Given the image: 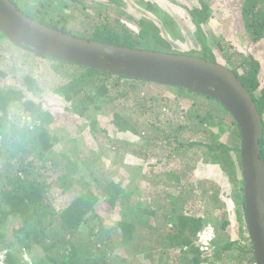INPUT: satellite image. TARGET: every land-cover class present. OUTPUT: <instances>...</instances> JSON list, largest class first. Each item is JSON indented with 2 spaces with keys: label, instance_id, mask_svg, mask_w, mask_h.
Returning a JSON list of instances; mask_svg holds the SVG:
<instances>
[{
  "label": "trees",
  "instance_id": "1",
  "mask_svg": "<svg viewBox=\"0 0 264 264\" xmlns=\"http://www.w3.org/2000/svg\"><path fill=\"white\" fill-rule=\"evenodd\" d=\"M11 1L32 19L74 36L129 48L194 55L226 66L250 92L259 111L263 129L258 145L260 157L264 160V86L260 85L258 79L260 62L251 54L240 55L225 49L221 41L208 42L203 32V24L212 15L209 0H196V3L187 9V18L193 25V34L199 44L198 49L187 52H173L172 43L163 32L162 24L128 13L123 3L118 4V0L99 2L102 8L99 11L102 12L105 8L110 12V16L105 22L84 28V34L81 35L72 31L70 23L77 18L78 7H82L83 13L87 14L84 0ZM70 1L71 7L68 4ZM152 6L151 2L145 3L147 8ZM241 14L250 39L254 42L263 40L264 0H245ZM164 19L160 16L162 23ZM167 25L165 29L175 39L179 32ZM3 38L7 39L0 32V39ZM32 54L48 59L52 70L65 79L54 88V93L61 96L71 107L78 109L80 116H84L89 108L96 111L112 108L111 121L117 130L139 135L145 143H149L148 138L138 131L130 117L122 115L123 112H131L132 106L135 108L125 100H128L130 89L134 91L139 84H162ZM28 73L21 77L22 88L5 87L1 81L7 74L0 69V160L3 171L0 170V180L3 177V181L0 182V264H105L104 250L99 254H94L90 250H94L93 247L97 250L109 247L112 254H119L115 248V240L119 243L118 249L119 246L126 247L125 250L128 252L134 249V257L142 252L152 251L149 256L157 262L161 261L164 251H167L165 247L182 251L183 255L180 254L178 260L186 262L185 264L206 262L211 255L214 259H222L224 251H234V248H237L241 251L240 255H235L238 264H241L245 257L249 263L254 264L255 257L244 210L240 132L235 119L227 109L206 95L191 92L183 87L162 85L175 90L178 96L187 95V98L189 96L193 98L190 108L185 113L188 120H191L190 124H178L176 129H173L175 133L173 144L167 158L170 160L173 156L183 155L198 148L199 154L206 158L205 163L220 168L227 175L229 183L234 186L233 199L238 209L242 211L239 214L237 209V218L244 222L248 232V247L236 246L235 242L234 245L231 242L222 243L217 239L210 251L200 252L195 244V234L201 226L203 227L204 222L199 217L183 215L184 205L187 198L192 197L190 195L192 191H187V197L182 196L183 191L172 194L164 191L156 179L147 185V194L150 195L146 199L142 194H136L131 190L129 184L97 177L93 164H86L81 160L79 150L76 151L74 146L69 151L60 150V145L65 144H60V135L51 131L53 113L27 94L38 89L36 80ZM121 79H125L130 87L127 89L122 87L124 83L120 84ZM196 96L202 101L195 99ZM212 101L218 103L219 107ZM196 104L204 106V109L200 112L195 107ZM113 106L118 108L117 111L113 110ZM19 111L24 121L20 120ZM225 114L232 119L229 125H225L223 117ZM26 117L29 119L25 120ZM96 126L97 121L92 118L89 122L91 132L94 135L97 132H106L105 129H97ZM226 126L229 128L228 142L224 143L219 137L226 131ZM187 130L206 138L178 141V134H183ZM158 131L161 134L165 132L164 129ZM170 136L164 134L167 142L170 141ZM80 163L87 166V174L80 170L81 167L85 168L80 166ZM47 171H54L57 176L47 181L44 174ZM92 176L93 189L89 180ZM179 180L180 178H176L177 183ZM77 186L79 193L64 207L56 210L51 196L71 193ZM53 189L59 192L54 193ZM216 192L217 188L213 189L209 198L221 207ZM202 193L205 199L207 191L203 189ZM100 201L111 208L119 205V217L112 227L104 225L101 215L96 210ZM161 211H166L164 218L168 221L179 220L177 225L175 223L172 225L176 226V231L168 236L163 234L165 227L159 224ZM9 217L19 219V226L11 228L8 236L6 223ZM84 229L88 232L85 239L83 233H80ZM240 229L242 230V227ZM12 245L19 248L15 251L9 249ZM36 245L41 247L44 255L34 259L28 254ZM158 248L163 249V252L157 250ZM16 252H20L21 255H17ZM24 254L28 257L25 258ZM154 254L156 256H153ZM81 257L84 259L83 263H79ZM122 261L128 260L122 258Z\"/></svg>",
  "mask_w": 264,
  "mask_h": 264
},
{
  "label": "rangeland",
  "instance_id": "2",
  "mask_svg": "<svg viewBox=\"0 0 264 264\" xmlns=\"http://www.w3.org/2000/svg\"><path fill=\"white\" fill-rule=\"evenodd\" d=\"M107 0H84L85 7L88 10L87 14L83 13V8L76 9L77 18L70 23L72 31L78 35L84 34V28H88L95 23L105 22L110 16L108 10L102 12L99 2ZM212 9V15L203 24V32L209 42L212 40L221 41L225 49L233 51L240 55L251 54L260 62V71L258 79L261 86H264V39L259 41H252L249 33L244 27V21L241 14V7L245 0H209ZM146 2L152 3V8L145 7ZM123 3V7L128 13L137 15L141 18H147L162 24L163 32L167 34V38L172 43L173 52H187L191 49H198L199 44L194 36V28L187 18V9L196 3V0H118V4ZM71 7V1L68 2ZM92 11V12H91ZM160 16L164 19L161 22ZM168 22V23H167ZM169 24L179 33L174 39L172 34H169L165 29ZM166 25V26H165ZM171 35V36H170ZM219 60V59H218ZM220 61V60H219ZM53 62V61H52ZM0 69L6 72L7 76L1 81L2 85L11 87H20L21 77L26 73L30 74L38 85V89L34 92H28V96L37 102H41L44 108L48 109L54 115V120L50 125L53 133L61 138L60 150H70L72 146L75 150H79L80 159L94 167L95 174L103 178L121 181L125 185L129 184V188L136 194H142L146 199L150 194H147V185L156 179L159 181L164 191L172 194H177L178 191H183V195L187 197L186 193L191 190L192 197L187 198V203L184 205L183 215L191 218H200L204 225L211 224L216 231V238L220 242H231L232 245L248 247V232L243 221L237 218V205L233 199L234 186L229 183L227 175L216 165H208L205 159L199 153L198 148L191 151L173 156L170 160L167 154L173 144V129H176L178 124H190L186 111L191 106L193 98L178 96L175 90L162 85L153 84H139L133 91L128 92V104H132L135 108H131V112H123V116L130 117L138 131L148 138V144L139 135L131 132H121L113 125L112 108L96 109L89 108L84 116H80L78 109L70 106L63 98L54 93V88L65 81L60 75H57L51 68V63L48 59L35 56L34 54L14 45L9 40L0 39ZM124 83L122 87L129 88L125 79L120 80V84ZM173 87V86H172ZM197 98V96L195 97ZM194 99V100H195ZM200 101H202L200 99ZM214 105L219 107V104L212 101ZM197 105V104H196ZM199 111L204 109V106L197 105ZM121 107V106H120ZM124 111L126 105L124 104ZM117 107L113 106V110L117 111ZM186 109V110H185ZM122 110V111H123ZM144 112H143V111ZM18 116L21 121H24L22 113L19 111ZM225 125H229L232 119L228 115H223ZM92 118L97 121V129H105L106 132H97L95 135L91 132L89 122ZM29 118L26 117L25 120ZM164 129V133H159V129ZM197 129V128H196ZM158 131V132H157ZM192 131V130H191ZM187 132L178 134V141H194L206 138L198 133ZM229 128L226 126V131L220 135L219 140L228 142ZM171 135L170 141L164 137ZM58 145V144H57ZM2 161L0 160V170ZM80 168L81 171L86 172L87 166ZM3 172V171H2ZM47 176L46 180L51 181L57 175L53 171L44 173ZM91 180L92 189L94 187V180ZM176 178H180L176 182ZM3 181V177L0 182ZM164 185V186H163ZM160 186V187H161ZM193 188V190L191 189ZM217 188L218 198L222 206L212 202L210 196L213 189ZM207 191L205 199L203 198L202 190ZM54 193H58L57 189H53ZM79 193V186L73 188L68 194H55L51 196L52 204L56 210L64 207L74 196ZM118 207L111 208L104 202L100 201L97 204L96 210L101 215L103 223L106 227H112L118 220ZM239 214L242 213L238 209ZM166 211L160 212L159 224L165 227L163 234L168 236L170 233L176 231V226L179 220L173 221L164 218ZM19 219L9 217L6 223L7 234L10 235V230L13 227L19 226ZM225 224V225H224ZM203 225V226H204ZM222 225H224L222 227ZM202 227V226H201ZM200 227V228H201ZM242 227V230L240 229ZM117 231V230H116ZM86 238L87 230H82ZM116 251L119 253H111L109 247H103L97 250H90L94 254H99L103 251L105 254V264H185L178 260L182 251L177 249L170 250L165 247L166 252L161 257V261L152 260L150 254L152 251L142 252L136 257L133 256L134 249L130 252L126 251V247L119 246L118 242L114 241ZM19 247L12 245L11 250H17ZM92 249V248H91ZM163 252V249L158 248ZM169 251V254L167 252ZM17 255L20 252H16ZM28 254V253H27ZM241 251L234 248V251H224L222 259L213 258L209 256L206 262L200 264H238L235 261V255H240ZM21 255V254H20ZM30 257L37 258L43 256L41 247L37 246L28 254ZM112 255V256H109ZM25 258L28 256L24 254ZM153 256H156L155 254ZM134 257V258H133ZM168 257V258H167ZM171 257V258H170ZM250 257V255H249ZM122 258L127 259V262L122 261ZM172 259V260H171ZM84 259L81 257L79 263H83ZM241 264H252L247 261V257L241 261ZM189 264V263H187ZM255 264V262H254Z\"/></svg>",
  "mask_w": 264,
  "mask_h": 264
},
{
  "label": "water",
  "instance_id": "3",
  "mask_svg": "<svg viewBox=\"0 0 264 264\" xmlns=\"http://www.w3.org/2000/svg\"><path fill=\"white\" fill-rule=\"evenodd\" d=\"M0 32L14 45L32 53L183 87L227 109L240 132L244 210L255 264H264V160L258 145L263 127L250 92L233 71L199 56L129 48L74 36L32 19L11 0H0Z\"/></svg>",
  "mask_w": 264,
  "mask_h": 264
},
{
  "label": "built area",
  "instance_id": "4",
  "mask_svg": "<svg viewBox=\"0 0 264 264\" xmlns=\"http://www.w3.org/2000/svg\"><path fill=\"white\" fill-rule=\"evenodd\" d=\"M216 231L214 226L211 224H206L201 227L196 233V246L198 247L199 251L207 252L210 251L212 247L213 240L215 239Z\"/></svg>",
  "mask_w": 264,
  "mask_h": 264
},
{
  "label": "clouds",
  "instance_id": "5",
  "mask_svg": "<svg viewBox=\"0 0 264 264\" xmlns=\"http://www.w3.org/2000/svg\"><path fill=\"white\" fill-rule=\"evenodd\" d=\"M26 50V49H25ZM197 233V232H196ZM195 238H196V234H195ZM215 238H216V236H215ZM195 244H196V242H195ZM199 250V249H198ZM201 252V251H200Z\"/></svg>",
  "mask_w": 264,
  "mask_h": 264
}]
</instances>
